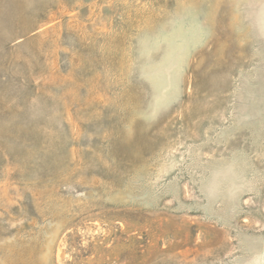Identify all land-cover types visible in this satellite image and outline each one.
Masks as SVG:
<instances>
[{
    "label": "rangeland",
    "instance_id": "374dc122",
    "mask_svg": "<svg viewBox=\"0 0 264 264\" xmlns=\"http://www.w3.org/2000/svg\"><path fill=\"white\" fill-rule=\"evenodd\" d=\"M0 264H264V0H0Z\"/></svg>",
    "mask_w": 264,
    "mask_h": 264
}]
</instances>
